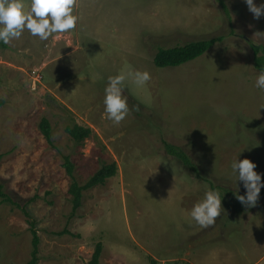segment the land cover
Instances as JSON below:
<instances>
[{
    "label": "rangeland",
    "instance_id": "obj_1",
    "mask_svg": "<svg viewBox=\"0 0 264 264\" xmlns=\"http://www.w3.org/2000/svg\"><path fill=\"white\" fill-rule=\"evenodd\" d=\"M223 1L227 15L219 0H77L74 30L43 41L25 29L0 46V183L33 222L38 264H87L97 243L99 264H264V188L246 211L231 201L246 194L234 161L250 159L264 183V89L249 47L264 48L254 37L264 15ZM210 37L221 40L194 59L151 62L158 45ZM136 71L151 80H125L129 114L116 125L105 112L108 78ZM73 124L91 128L80 143L65 131ZM61 155L78 183L100 163L116 165L72 217ZM208 191L220 192L224 210L203 228L190 212ZM30 238L20 209L0 202V264H28Z\"/></svg>",
    "mask_w": 264,
    "mask_h": 264
},
{
    "label": "clouds",
    "instance_id": "obj_2",
    "mask_svg": "<svg viewBox=\"0 0 264 264\" xmlns=\"http://www.w3.org/2000/svg\"><path fill=\"white\" fill-rule=\"evenodd\" d=\"M245 3L255 19L264 15V4L258 6L254 0H245ZM76 5L77 0H30V5L25 0H0V41L8 44L13 39H19L25 29L43 41L53 34L74 30L79 19L73 14ZM256 36H264V33L256 32L254 37ZM128 78L138 87H143L151 80V74L148 71L121 72L108 78L104 98L105 112L107 118L116 125L129 114L127 97L122 87ZM256 87L264 89V71L259 73ZM256 167L247 158L232 163L233 172L238 174V181H242L246 189V195L236 194V199L245 207H255L261 189L264 188L261 174L255 171ZM223 210L219 192L208 191L204 199L194 205L190 215L199 226L207 228L215 224Z\"/></svg>",
    "mask_w": 264,
    "mask_h": 264
},
{
    "label": "trees",
    "instance_id": "obj_3",
    "mask_svg": "<svg viewBox=\"0 0 264 264\" xmlns=\"http://www.w3.org/2000/svg\"><path fill=\"white\" fill-rule=\"evenodd\" d=\"M223 8V12L227 15V7L223 0H219ZM221 40L219 37H210L205 39H196L189 40L180 45H170V46H161L158 45L153 51L151 62L154 66H165L172 65L176 66L181 63H184L188 60L194 59L203 52H205L216 40ZM0 46L5 47V43L0 41ZM252 53V64L253 67L260 73L264 71V48L260 44H250L249 45ZM4 104V100L0 98V106ZM39 129L45 138L46 142L50 145H53L51 138V128L49 121L42 117L39 122ZM65 131L71 137L75 143L82 142L89 134L91 133V128L88 126H82L79 124H73L71 126H66ZM166 149L168 152L177 157L183 164L193 168L186 154L179 149L178 147L165 142ZM61 167L64 170L65 174L69 177V184L67 187V194L69 195L68 201L70 203V212L69 217L74 216L81 204V198L83 191L90 189L96 185L102 184L105 179L109 178L115 173L116 165L114 162L110 163H100L99 166L89 175L86 181L83 183H78L74 180L72 176V163L67 155H61ZM229 193V191H228ZM220 194V192H219ZM242 195V194H240ZM246 195V194H243ZM231 199L233 206L240 211H246L250 207H245L237 199L236 195ZM0 202H7L14 205L22 212V215L26 217L27 223L29 224V231L31 235V251L30 259L28 264H38V248L40 239L38 238L36 231L33 228V222L30 220L29 214L24 208V205L19 204L17 201L13 200L4 190L3 185L0 183ZM101 253V244L97 243L94 247L90 261L87 264H99V257ZM150 264H158L157 260L150 258Z\"/></svg>",
    "mask_w": 264,
    "mask_h": 264
}]
</instances>
